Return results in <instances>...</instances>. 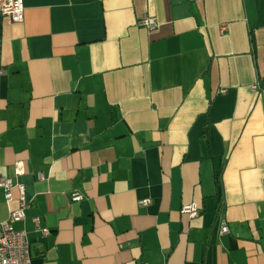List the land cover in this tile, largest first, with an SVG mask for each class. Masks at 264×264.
I'll list each match as a JSON object with an SVG mask.
<instances>
[{
	"label": "crops",
	"instance_id": "0c3cea01",
	"mask_svg": "<svg viewBox=\"0 0 264 264\" xmlns=\"http://www.w3.org/2000/svg\"><path fill=\"white\" fill-rule=\"evenodd\" d=\"M22 2L0 17V177L32 264H264V0Z\"/></svg>",
	"mask_w": 264,
	"mask_h": 264
},
{
	"label": "built area",
	"instance_id": "2783aa9c",
	"mask_svg": "<svg viewBox=\"0 0 264 264\" xmlns=\"http://www.w3.org/2000/svg\"><path fill=\"white\" fill-rule=\"evenodd\" d=\"M0 17H7L13 23H22L24 21V5L22 0H0ZM146 29L149 33H155L159 24L153 16L144 15L137 23ZM4 74V70H0V76ZM14 172L17 176L24 174V166L18 162L14 165ZM42 179V175H38ZM0 188L5 192L7 201H11V190L18 189L20 207L11 210L8 214L7 221L0 222V264H32V255L30 248V240L26 232L16 230L13 223L22 221L25 218L24 210L26 208L24 188L22 185L13 184L11 178L0 177ZM264 190V188H263ZM70 199L73 202L82 200V196L78 193H72ZM151 203L150 199L139 202L140 206H147ZM180 212L190 219L199 216L200 209L194 203L182 205ZM35 227L45 237L49 234L48 229L39 227V219H32ZM229 232L225 221L220 225V233L227 234Z\"/></svg>",
	"mask_w": 264,
	"mask_h": 264
}]
</instances>
